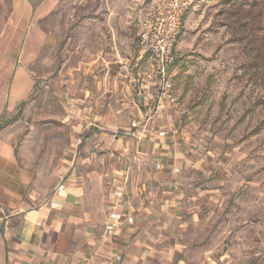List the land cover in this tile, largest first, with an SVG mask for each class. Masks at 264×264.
Returning a JSON list of instances; mask_svg holds the SVG:
<instances>
[{"label":"crops","instance_id":"0c3cea01","mask_svg":"<svg viewBox=\"0 0 264 264\" xmlns=\"http://www.w3.org/2000/svg\"><path fill=\"white\" fill-rule=\"evenodd\" d=\"M55 5L11 0L0 31V116L17 115L26 102L20 119L0 130V264H195L189 231L211 227L208 210L202 217L187 202L207 191L198 188L204 177L219 179L222 164L192 148L177 110L151 118L140 140L125 134L148 108L116 34L109 53L81 66L77 79L68 70L46 83L33 105L41 57L55 45L40 20ZM111 212L133 221L108 231ZM207 261L216 264L208 254Z\"/></svg>","mask_w":264,"mask_h":264},{"label":"rangeland","instance_id":"374dc122","mask_svg":"<svg viewBox=\"0 0 264 264\" xmlns=\"http://www.w3.org/2000/svg\"><path fill=\"white\" fill-rule=\"evenodd\" d=\"M54 1L40 20L55 45L41 57L33 105L41 103L47 84L59 83L68 70L77 79L81 66L109 53L114 34L131 61L129 74L136 75L143 66L140 33L160 0ZM263 2L195 0L177 40L175 120L189 126L193 149L212 152L222 164L219 179L204 177L198 188L207 191L187 202L198 205L202 217L208 210L211 227L189 231L195 264L206 254L216 264H264V42L251 38ZM10 11L11 0H0V31ZM58 135L65 140L66 133ZM142 168L146 187H155L152 160Z\"/></svg>","mask_w":264,"mask_h":264},{"label":"built area","instance_id":"2783aa9c","mask_svg":"<svg viewBox=\"0 0 264 264\" xmlns=\"http://www.w3.org/2000/svg\"><path fill=\"white\" fill-rule=\"evenodd\" d=\"M194 4L195 0H160L154 14L142 28L140 59L143 66L136 72L135 78L148 114L142 120H133L130 130L125 133L129 137L142 139L151 118L178 105L175 83L176 45L185 16ZM158 133L165 136L167 131L162 129ZM199 151L207 154L203 149ZM121 219L133 221L132 216L111 212L106 229L114 230Z\"/></svg>","mask_w":264,"mask_h":264},{"label":"trees","instance_id":"16d2710c","mask_svg":"<svg viewBox=\"0 0 264 264\" xmlns=\"http://www.w3.org/2000/svg\"><path fill=\"white\" fill-rule=\"evenodd\" d=\"M261 4H263L264 5V2L263 3H261ZM252 6V5H251ZM261 6V10L258 12V13H256V15L255 16H253V19L254 18H257V20L254 22V24H252V30H251V33L253 34L252 35V39L254 40V41H256V42H258V43H263L264 42V8H263V6L262 5H260ZM244 8V11H246V12H248L249 13V15L251 16L252 14H251V12H252V8L250 7V8H246L245 6L243 7ZM188 12H189V10H188ZM188 12H187V14H188ZM186 14V15H187ZM185 18H186V16H185ZM254 30H255V33H254ZM182 34V32L180 33V35ZM180 35H179V37H180ZM246 37H248V36H246ZM250 38V39H251ZM178 58L176 59V64H178ZM25 104H26V102L25 101H23V102H21V104H20V108H19V110H18V112H17V115H15V116H13V117H11V118H8V112L5 110L2 114H1V116H0V130L2 129V128H4L5 126H7V125H10V124H12V123H14L15 121H18L19 119H20V117H21V115H22V111H23V107L25 106ZM90 136V133L89 134H87L85 137H84V139H86L87 137H89Z\"/></svg>","mask_w":264,"mask_h":264}]
</instances>
